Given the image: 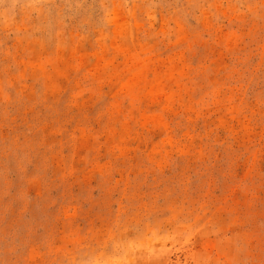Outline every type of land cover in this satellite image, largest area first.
Segmentation results:
<instances>
[{
  "label": "rangeland",
  "instance_id": "obj_1",
  "mask_svg": "<svg viewBox=\"0 0 264 264\" xmlns=\"http://www.w3.org/2000/svg\"><path fill=\"white\" fill-rule=\"evenodd\" d=\"M0 264H264V0H0Z\"/></svg>",
  "mask_w": 264,
  "mask_h": 264
}]
</instances>
